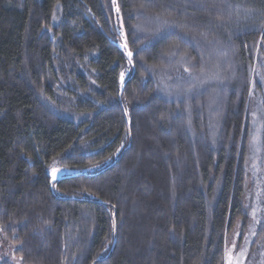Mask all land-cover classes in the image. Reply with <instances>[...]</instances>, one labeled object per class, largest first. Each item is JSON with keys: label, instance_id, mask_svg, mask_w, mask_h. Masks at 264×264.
<instances>
[{"label": "trees", "instance_id": "16d2710c", "mask_svg": "<svg viewBox=\"0 0 264 264\" xmlns=\"http://www.w3.org/2000/svg\"><path fill=\"white\" fill-rule=\"evenodd\" d=\"M236 230L264 250V0H0L19 264H225Z\"/></svg>", "mask_w": 264, "mask_h": 264}, {"label": "rangeland", "instance_id": "374dc122", "mask_svg": "<svg viewBox=\"0 0 264 264\" xmlns=\"http://www.w3.org/2000/svg\"><path fill=\"white\" fill-rule=\"evenodd\" d=\"M52 169H49V175L52 177ZM71 172L63 169H58L56 178L62 175H69ZM236 230L232 236L227 240L225 264H261L264 262V250L257 253L253 251L248 252L247 246L251 239L239 236V232ZM0 260H8L11 264H19V260L16 259L9 248L0 243Z\"/></svg>", "mask_w": 264, "mask_h": 264}, {"label": "snow or ice", "instance_id": "6c2138e0", "mask_svg": "<svg viewBox=\"0 0 264 264\" xmlns=\"http://www.w3.org/2000/svg\"><path fill=\"white\" fill-rule=\"evenodd\" d=\"M128 56H129V58H131L132 53L129 52V53H128ZM57 171H58V169H55V168L52 169V179H53V180L56 179V173H57ZM53 187H55V185H53Z\"/></svg>", "mask_w": 264, "mask_h": 264}]
</instances>
